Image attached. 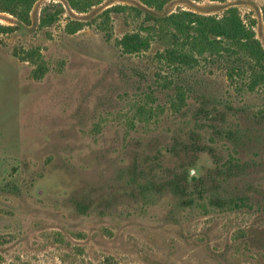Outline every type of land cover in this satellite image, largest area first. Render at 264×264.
I'll use <instances>...</instances> for the list:
<instances>
[{
    "label": "rangeland",
    "instance_id": "374dc122",
    "mask_svg": "<svg viewBox=\"0 0 264 264\" xmlns=\"http://www.w3.org/2000/svg\"><path fill=\"white\" fill-rule=\"evenodd\" d=\"M116 5L134 9L106 14ZM231 6L264 47V0H171L160 10L142 0H102L84 11L68 0H37L25 24L0 12V23L18 25L0 34V264H264V207L256 202L223 210L206 200L184 206L169 192L146 200L123 177L136 158L184 128L195 97L264 107L263 89L232 81L229 62L203 58L175 78L194 92L186 116L175 115L167 92L153 84L166 41L133 55L118 45L147 12L221 16ZM44 14L55 21L42 23ZM77 23L82 28L72 32ZM31 50L40 53L42 77L37 63L23 59ZM152 90L163 111L133 125ZM177 153L169 162L198 159ZM220 155L228 158L227 150ZM204 170L200 163L191 174ZM252 173L244 186L264 202V169Z\"/></svg>",
    "mask_w": 264,
    "mask_h": 264
},
{
    "label": "trees",
    "instance_id": "16d2710c",
    "mask_svg": "<svg viewBox=\"0 0 264 264\" xmlns=\"http://www.w3.org/2000/svg\"><path fill=\"white\" fill-rule=\"evenodd\" d=\"M142 1L146 6L160 10L171 0ZM36 2L0 0V12L11 14L18 22L29 23ZM101 2L68 0L69 5L79 11ZM129 9L134 8L116 5L107 10L106 14ZM137 12L143 14L140 10ZM145 14L146 21L140 28L124 34L118 39V45L123 53L133 55L149 50L155 39L166 41L165 48L155 58L160 72L157 71L153 84L160 91L167 92V104L173 114L186 116L188 98L194 95L190 88L176 81V76L193 69L203 58L229 62L227 73L232 81L243 78L249 90H264V47L253 26L244 21L236 6L227 8L221 16L192 10H180L164 16L152 12ZM55 19V16L44 14L42 23L50 24ZM82 26V23H77L71 31L79 30ZM17 28L16 24L0 23V34H10ZM23 59H32L37 63L35 75L43 76L44 68L38 51H28ZM149 94L154 95L151 103L138 108L131 122L133 125L137 122H151L163 111L160 104L155 106L157 99L154 90ZM195 102L191 109L192 119L184 120V128L181 130L179 127L165 145L156 146V152L150 151L136 158L125 167L123 177L126 176L127 181L146 200L156 193L169 192L184 206L206 200L207 206L215 209H240L253 202L263 208L264 202L259 197L253 200L254 196L248 187L251 185H244L247 183L245 177L253 174L254 168L258 166L259 171L264 169V107L252 109L197 97ZM224 149L228 152V158L220 155ZM177 151L197 153L198 159L194 162H169L178 156ZM201 155L210 157L211 161L200 162ZM200 163L205 168L203 174L192 176L191 167ZM144 168L150 169L148 176ZM261 192L258 188V196ZM106 264L119 263L109 261Z\"/></svg>",
    "mask_w": 264,
    "mask_h": 264
}]
</instances>
